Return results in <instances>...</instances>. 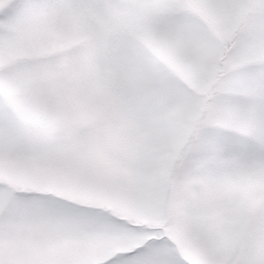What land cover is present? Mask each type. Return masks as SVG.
<instances>
[{
    "label": "snow or ice",
    "instance_id": "snow-or-ice-1",
    "mask_svg": "<svg viewBox=\"0 0 264 264\" xmlns=\"http://www.w3.org/2000/svg\"><path fill=\"white\" fill-rule=\"evenodd\" d=\"M0 264H264V0H0Z\"/></svg>",
    "mask_w": 264,
    "mask_h": 264
}]
</instances>
